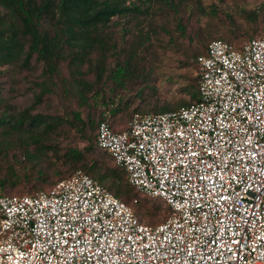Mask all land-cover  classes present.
Instances as JSON below:
<instances>
[{"label": "built area", "instance_id": "built-area-1", "mask_svg": "<svg viewBox=\"0 0 264 264\" xmlns=\"http://www.w3.org/2000/svg\"><path fill=\"white\" fill-rule=\"evenodd\" d=\"M195 61L199 99L96 129V146L167 217L143 223L77 169L0 194V264H264V37L214 38Z\"/></svg>", "mask_w": 264, "mask_h": 264}, {"label": "rangeland", "instance_id": "rangeland-1", "mask_svg": "<svg viewBox=\"0 0 264 264\" xmlns=\"http://www.w3.org/2000/svg\"><path fill=\"white\" fill-rule=\"evenodd\" d=\"M128 2H135L139 10L115 15L101 27L97 31L101 44L79 66L67 57L58 63L53 78H47L44 62L36 54L28 64L21 58L0 65V117L24 110L30 115L18 127L14 122L0 125V179L7 178L0 183V194L48 189L77 169L93 175L90 166L96 160L104 167H116L95 146L101 118L122 130L134 113L188 105L199 99L194 57L209 40L222 38L240 46L249 38L264 37V0ZM118 66L124 68L121 78L116 77ZM35 114L53 121L52 128L45 130L43 123L31 129L29 121ZM73 149L84 158L76 157ZM102 183L116 193L109 188L111 179ZM121 183L131 194L116 196L143 223L167 217L169 209L162 200L138 191L124 174ZM157 206L158 214H149Z\"/></svg>", "mask_w": 264, "mask_h": 264}, {"label": "trees", "instance_id": "trees-1", "mask_svg": "<svg viewBox=\"0 0 264 264\" xmlns=\"http://www.w3.org/2000/svg\"><path fill=\"white\" fill-rule=\"evenodd\" d=\"M128 1L0 0V65L18 61L21 58H23L24 64H28L33 54H36L37 58L44 62L47 78H53L54 73H57L58 63L67 57H70L75 66H79L85 62L88 54L101 44L102 40L97 36V31L101 27L105 26L115 15L139 10V6H136L135 2ZM207 44L198 54L205 51ZM198 54L194 57L195 64ZM123 71L124 68L118 66L115 69L116 77L121 78ZM100 78L101 76L98 74L97 80ZM42 86L44 90H49L46 84ZM193 96L195 97V93ZM29 116L28 110H24L17 115L0 117V125L14 122L13 127H18V124L22 125ZM76 116L79 117V114ZM43 123L46 125L45 130L51 129L52 124H54L46 117L35 114L32 115L29 126L34 129ZM72 153L80 159L84 158L78 149H73ZM119 168L118 166L104 167L97 160L90 166L91 173L100 183L105 178L111 179L109 188L116 190L115 196L128 197L131 194V189L127 186L123 187L121 182L125 171ZM93 175L91 176L95 178ZM6 180V177H2L0 179L1 185ZM159 210H161L160 206L154 207L149 214L156 215Z\"/></svg>", "mask_w": 264, "mask_h": 264}]
</instances>
